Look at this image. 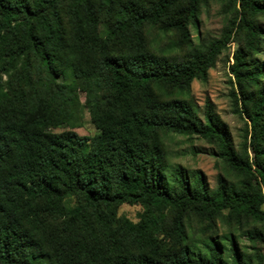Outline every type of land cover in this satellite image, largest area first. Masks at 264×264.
<instances>
[{
    "label": "trees",
    "instance_id": "16d2710c",
    "mask_svg": "<svg viewBox=\"0 0 264 264\" xmlns=\"http://www.w3.org/2000/svg\"><path fill=\"white\" fill-rule=\"evenodd\" d=\"M213 1L220 37L192 36ZM261 17L264 0H0V264H262L238 241L264 239ZM232 43L239 148L191 97ZM172 134L215 148L214 188L169 161Z\"/></svg>",
    "mask_w": 264,
    "mask_h": 264
},
{
    "label": "rangeland",
    "instance_id": "374dc122",
    "mask_svg": "<svg viewBox=\"0 0 264 264\" xmlns=\"http://www.w3.org/2000/svg\"><path fill=\"white\" fill-rule=\"evenodd\" d=\"M224 23L225 14L222 6L219 2L213 1L209 7L203 9L198 29H192V36L198 35L199 38L207 40L219 38ZM261 23L264 26V17H261ZM235 48L236 45L234 43L230 44L229 50L224 52L218 58L215 67L210 69L208 79L205 82L201 80L193 81L191 97L201 116H203L206 102L210 101L212 103L216 114L227 124L234 145L239 148L243 140L242 135L245 123L235 113L231 97L233 77L230 74L229 65L233 62L232 54ZM86 96L87 92L81 94L83 103ZM69 129V127H59L55 131L60 133ZM74 130L85 137H94L99 133V130L92 123L91 116L87 110H84ZM166 150L169 161L173 165H182L190 172L201 171L206 176L209 186L211 188L216 186L217 175L220 172V162L218 161L215 148L207 141L196 136L172 134L166 140ZM142 211L143 208L140 205L123 204L119 209V216L126 217L132 222H138ZM261 211L264 212V206ZM258 228L264 234V224H259ZM223 230L224 228L221 227V231ZM238 241L244 253L250 255L260 254L264 258V239L251 241L246 236L239 234ZM262 264H264V261Z\"/></svg>",
    "mask_w": 264,
    "mask_h": 264
}]
</instances>
